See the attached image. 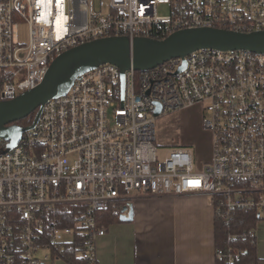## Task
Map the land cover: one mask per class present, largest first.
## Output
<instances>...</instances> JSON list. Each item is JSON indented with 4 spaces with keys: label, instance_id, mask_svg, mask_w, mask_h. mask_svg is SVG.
<instances>
[{
    "label": "built area",
    "instance_id": "built-area-1",
    "mask_svg": "<svg viewBox=\"0 0 264 264\" xmlns=\"http://www.w3.org/2000/svg\"><path fill=\"white\" fill-rule=\"evenodd\" d=\"M199 27L264 30V0H0V101L38 86L77 45ZM196 105L210 159L196 167L180 145L160 159L156 118ZM8 142L0 138V264H51L71 245L94 264L105 234L99 214L122 192L203 193L217 219L238 209L264 215V52L205 47L123 72L100 64L47 99L35 125ZM236 256L216 249L215 264Z\"/></svg>",
    "mask_w": 264,
    "mask_h": 264
},
{
    "label": "crops",
    "instance_id": "crops-1",
    "mask_svg": "<svg viewBox=\"0 0 264 264\" xmlns=\"http://www.w3.org/2000/svg\"><path fill=\"white\" fill-rule=\"evenodd\" d=\"M130 203L132 219L105 226L97 238L94 264H215L214 208L203 193L153 195L122 192L114 199ZM254 234L258 264H264V218ZM69 264L64 259L51 264Z\"/></svg>",
    "mask_w": 264,
    "mask_h": 264
},
{
    "label": "water",
    "instance_id": "water-1",
    "mask_svg": "<svg viewBox=\"0 0 264 264\" xmlns=\"http://www.w3.org/2000/svg\"><path fill=\"white\" fill-rule=\"evenodd\" d=\"M205 47L264 52V30L238 32L214 27L186 28L159 40L135 38L130 42L127 37H106L72 47L51 62L38 86L0 101V138L9 141L8 148L15 145L22 133L35 125L47 99L65 94L78 75L100 64H114L122 72L131 66L134 70H146ZM32 112L35 116L30 125L15 123ZM159 113L157 104L154 115ZM132 214V205L128 203L122 208L119 219L131 220Z\"/></svg>",
    "mask_w": 264,
    "mask_h": 264
},
{
    "label": "trees",
    "instance_id": "trees-1",
    "mask_svg": "<svg viewBox=\"0 0 264 264\" xmlns=\"http://www.w3.org/2000/svg\"><path fill=\"white\" fill-rule=\"evenodd\" d=\"M35 112L27 117L16 121V124L27 126L34 119ZM122 205V202L116 201L99 214V224L104 227L119 220V213L114 207ZM264 215L249 209H238L233 212L228 220L215 218L214 240L216 249H231L237 256L232 262H222V264H258L259 257L256 251V236L247 234L249 230H254L258 221L263 219ZM218 246V247H217ZM64 260L69 264H89L87 261L80 260L75 253L76 246L71 245L65 249ZM70 255V256H69ZM217 264V263H216Z\"/></svg>",
    "mask_w": 264,
    "mask_h": 264
},
{
    "label": "rangeland",
    "instance_id": "rangeland-1",
    "mask_svg": "<svg viewBox=\"0 0 264 264\" xmlns=\"http://www.w3.org/2000/svg\"><path fill=\"white\" fill-rule=\"evenodd\" d=\"M107 1V0H104ZM160 14H167L166 7H159ZM22 41L27 39V28L20 26ZM200 105L166 113L156 118L157 154L160 159L172 146H189L194 154L196 167L207 162L211 156V133L203 127ZM57 264V263H55Z\"/></svg>",
    "mask_w": 264,
    "mask_h": 264
},
{
    "label": "snow or ice",
    "instance_id": "snow-or-ice-1",
    "mask_svg": "<svg viewBox=\"0 0 264 264\" xmlns=\"http://www.w3.org/2000/svg\"><path fill=\"white\" fill-rule=\"evenodd\" d=\"M192 183H198V182H192Z\"/></svg>",
    "mask_w": 264,
    "mask_h": 264
},
{
    "label": "bare ground",
    "instance_id": "bare-ground-1",
    "mask_svg": "<svg viewBox=\"0 0 264 264\" xmlns=\"http://www.w3.org/2000/svg\"><path fill=\"white\" fill-rule=\"evenodd\" d=\"M116 203V202H115ZM218 247V246H217ZM70 256V255H69Z\"/></svg>",
    "mask_w": 264,
    "mask_h": 264
}]
</instances>
